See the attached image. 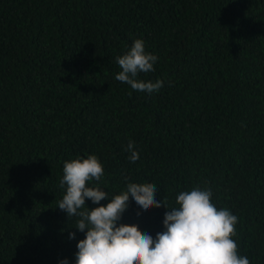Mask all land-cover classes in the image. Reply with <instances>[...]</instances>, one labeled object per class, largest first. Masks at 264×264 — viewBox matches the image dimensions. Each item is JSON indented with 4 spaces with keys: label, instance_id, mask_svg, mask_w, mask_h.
<instances>
[{
    "label": "trees",
    "instance_id": "1",
    "mask_svg": "<svg viewBox=\"0 0 264 264\" xmlns=\"http://www.w3.org/2000/svg\"><path fill=\"white\" fill-rule=\"evenodd\" d=\"M136 39L158 57L137 79L158 92L115 79ZM89 155L104 175L88 186L108 193L89 210L128 183L169 209L211 190L238 217V254L264 264V0H0V264H75L85 233L60 180ZM166 211L130 196L118 225L155 238Z\"/></svg>",
    "mask_w": 264,
    "mask_h": 264
},
{
    "label": "clouds",
    "instance_id": "2",
    "mask_svg": "<svg viewBox=\"0 0 264 264\" xmlns=\"http://www.w3.org/2000/svg\"><path fill=\"white\" fill-rule=\"evenodd\" d=\"M157 60L156 55L145 51L144 41L136 39L127 53L116 57L121 71L115 79L136 91L158 92L163 87L162 80L153 83L137 79L140 73L154 71ZM126 151L131 162L139 159L133 141H129ZM103 175V165L95 155L66 161L63 166L60 187L66 186V194L58 207L69 218L79 217L75 228L85 233L76 245L75 264H250L247 256L238 254L233 239L238 217L226 208L218 209L211 201V190L196 187L182 191L176 198L178 207L169 209L155 199L154 184L128 183L126 191L111 198L106 206L89 210L86 199L99 205L108 198V193L87 183L100 181ZM130 196L143 212L162 204L168 209L164 231L156 233L155 238L142 233L137 225H118ZM75 237L74 232L69 233V239ZM60 264H69L68 259Z\"/></svg>",
    "mask_w": 264,
    "mask_h": 264
}]
</instances>
